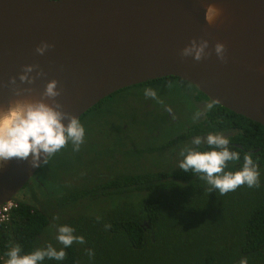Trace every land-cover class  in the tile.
Wrapping results in <instances>:
<instances>
[{
    "label": "trees",
    "instance_id": "1",
    "mask_svg": "<svg viewBox=\"0 0 264 264\" xmlns=\"http://www.w3.org/2000/svg\"><path fill=\"white\" fill-rule=\"evenodd\" d=\"M169 79L178 80L157 79L132 89L156 90ZM132 89L113 93L79 118L86 123L84 149L74 152L69 143L34 173L56 187L62 200L54 205L46 191L39 195L32 188L27 201L14 196L9 221L0 224V264H6V252L17 244L22 254L56 246L62 225L73 227L86 243L64 249L63 261L45 259L42 264H239L242 259L264 264V128L213 103L199 132H229L224 135L240 160L229 163L226 171L240 170L243 156L251 154L260 186H242L226 195L208 192L206 182L191 173L174 170L164 178L158 173L163 156L139 145L151 128L140 101L125 107L128 115L112 117L115 122L104 114L111 117L110 104L124 91L132 94ZM134 95L144 96V91L137 89ZM122 125L126 133L119 129ZM94 131L98 134L91 140ZM193 132L194 126L183 133L182 141ZM62 247L58 243L55 248ZM88 249L94 252L91 259Z\"/></svg>",
    "mask_w": 264,
    "mask_h": 264
},
{
    "label": "water",
    "instance_id": "2",
    "mask_svg": "<svg viewBox=\"0 0 264 264\" xmlns=\"http://www.w3.org/2000/svg\"><path fill=\"white\" fill-rule=\"evenodd\" d=\"M209 5L221 10L211 26ZM200 38L209 52L224 44L225 62L214 52L199 62L182 59L180 51ZM42 41L54 45L43 56L34 51ZM25 65L46 75L20 84ZM13 77L32 92L15 96ZM168 77L264 128V0H0V111L38 99L56 80L63 110L79 119L117 91ZM38 169L16 160L0 168V205Z\"/></svg>",
    "mask_w": 264,
    "mask_h": 264
},
{
    "label": "clouds",
    "instance_id": "3",
    "mask_svg": "<svg viewBox=\"0 0 264 264\" xmlns=\"http://www.w3.org/2000/svg\"><path fill=\"white\" fill-rule=\"evenodd\" d=\"M220 15V9L209 5L205 10V23L213 25ZM53 47L54 45L42 41L34 51L43 56ZM208 48L207 39H193L180 51V57H192L194 61L199 62L214 52L219 61L225 62L224 44L215 43L212 52L206 51ZM21 72L18 76L20 84L28 85L46 75L38 65H25ZM33 72L35 75H31ZM16 81L17 77L8 81L15 96L20 97L32 92L31 88H20ZM61 95L62 89L58 87V81L51 80L45 84L38 99H18L11 103L6 111H0V168L12 160L27 161L31 168H40L69 143L74 152L80 150L84 143L85 128L76 116L63 110V105L58 100ZM144 96L158 100L157 92L151 88L144 90ZM213 106V103L208 104V110ZM200 115L201 113L197 112L193 119ZM202 145H206L209 150L201 151ZM179 155L182 157L179 169L206 182L209 186L208 192L218 191L221 195H226L242 186H260V173L251 154L243 156L240 170L226 171L229 163L240 160V153L233 151L229 138L220 133H209L203 138L193 137L190 145H186ZM109 227L110 225H105L106 229ZM57 232L56 240L63 246L61 250L58 251L49 244L45 248H36L30 253L22 254V248L17 244L6 252V264H42L45 259L63 261L66 258L64 249L74 243H86L83 236L75 235V229L71 226H59ZM87 254L90 259L94 256L91 249H88ZM239 264H247V259L240 260Z\"/></svg>",
    "mask_w": 264,
    "mask_h": 264
},
{
    "label": "flooded vegetation",
    "instance_id": "4",
    "mask_svg": "<svg viewBox=\"0 0 264 264\" xmlns=\"http://www.w3.org/2000/svg\"><path fill=\"white\" fill-rule=\"evenodd\" d=\"M170 81H172L174 84L185 83L180 80L169 79L164 85L168 84ZM133 87L134 86L125 89L131 90ZM190 87V90H183L185 96V102H183L184 99L182 98L172 99L169 97V99L167 97L161 96L158 100H153L151 98L145 99L143 95H134V92L137 91V89L144 91L146 88H148L147 86H141L137 89H132V94L126 92L122 93L115 99V101L110 104L109 110L114 111L111 114V117L104 113L108 119L111 118L110 121L115 122L113 118L116 116L121 117V110L127 111L125 108L127 105L132 104L135 100L140 101V105L144 106V109L146 108L144 110L145 115L148 116L149 120L151 119V128L148 134V139L145 140V143H139V145L142 149L150 150L151 153L158 152L161 156H163L161 159L162 164L160 165L163 169L161 172H158L163 175V178L171 174V171L180 170L178 165L182 160V157L179 155V153L186 145H190L193 137L200 136L203 138L209 134L207 131L201 133L199 131L205 128L203 117H206V115L209 114L210 110H208L207 105L211 102H209L208 99H203L200 97L196 92L197 90L195 91L192 86ZM143 98L144 101L141 102ZM187 101V104L189 105L188 108L185 107ZM197 112H200L201 115L194 120L193 117ZM84 124L86 123H83L82 125ZM192 126H194L192 137L188 138L187 141H182L181 137L183 133L189 130ZM119 129L125 131V125L120 126ZM165 129H168L169 131L167 135L161 136L158 134V131L163 132ZM215 133L229 135V132L225 131ZM129 136L132 139V135L130 134ZM85 145L86 144L83 143L81 147L84 149ZM201 147L206 148V145H202ZM82 152L83 150H81L79 153L82 154ZM167 179L169 180V177H167ZM25 186L26 185H24V187L19 192H27L28 189L24 190Z\"/></svg>",
    "mask_w": 264,
    "mask_h": 264
},
{
    "label": "rangeland",
    "instance_id": "5",
    "mask_svg": "<svg viewBox=\"0 0 264 264\" xmlns=\"http://www.w3.org/2000/svg\"><path fill=\"white\" fill-rule=\"evenodd\" d=\"M160 88L159 89H156L155 91L157 92V97L158 99L161 97V96H164V97H167V98H172V99H176V98H182L184 99L185 96H184V92L183 90L184 89H188L190 90L191 87L185 83H178V84H174L172 81H170L168 84L166 85H162V86H159ZM126 90V89H125ZM126 92V91H124ZM122 92V93H124ZM121 93V94H122ZM190 97V96H189ZM187 97V98H189ZM169 98V99H170ZM113 101V98L109 99L105 104H110V102ZM183 102H185V99L183 100ZM188 101L186 102V105L185 107H189V105L187 104ZM104 105V104H103ZM102 105V106H103ZM101 111V110H99ZM122 114L124 115H128L129 114V111H124V110H121ZM99 122H102V121H99ZM126 129V127H125ZM128 130H125L123 131L124 133H126ZM168 129H165L163 132H160L158 131V134L161 135V136H164V135H167L168 134ZM98 134L97 131H94L92 134H90V138L91 140H93V138H95V136ZM65 162V161H64ZM68 164L72 165L70 160H68ZM75 180V179H74ZM73 181V179H72ZM25 188L24 190H27L28 188H32L34 189L37 193H39L40 195V192H43V191H46L47 196H49V198L53 199V203L54 205H56V203L60 200L63 199L62 195H61V192L54 186H51L49 183H47L46 180H42V177L40 176V174H37V175H33L29 180L28 182L25 184ZM73 186H77V184H73ZM45 195H42V196H45ZM14 198V197H13ZM17 200H20V201H27L28 199V193L27 192H19L17 195H16V198ZM48 210H50V208L47 207ZM59 222L61 223V219L59 220ZM57 232V231H56ZM56 236L57 234L55 235V243H56V246L58 245V241L56 240ZM54 246V248L56 247Z\"/></svg>",
    "mask_w": 264,
    "mask_h": 264
},
{
    "label": "built area",
    "instance_id": "6",
    "mask_svg": "<svg viewBox=\"0 0 264 264\" xmlns=\"http://www.w3.org/2000/svg\"><path fill=\"white\" fill-rule=\"evenodd\" d=\"M14 206L15 203L11 200L0 205V224L7 223L9 221V213L14 208Z\"/></svg>",
    "mask_w": 264,
    "mask_h": 264
}]
</instances>
